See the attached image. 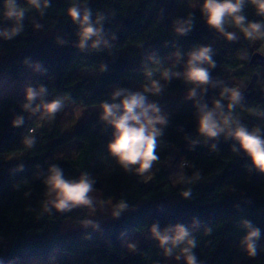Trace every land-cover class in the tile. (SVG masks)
<instances>
[{
  "label": "trees",
  "instance_id": "obj_1",
  "mask_svg": "<svg viewBox=\"0 0 264 264\" xmlns=\"http://www.w3.org/2000/svg\"><path fill=\"white\" fill-rule=\"evenodd\" d=\"M18 2L25 6L24 0ZM69 3L70 0H51L43 17L30 10L20 35L12 40L0 39V51L7 55L0 73L17 82L47 86L49 100L63 97L85 108L100 107L114 88L136 90L147 82L145 58L150 53L156 52L167 64L175 48L186 51L194 44L213 47L216 67L212 75L229 87L233 86L225 79L227 71L244 69L240 76L253 78L261 68L250 65L255 54L251 43L257 41L262 48L264 38L247 39L239 29L230 26L228 30L237 32L245 41H228L210 30L198 7L191 8L186 0H89L94 14H105V29L115 39L111 40L110 49L82 52L75 47L76 25L66 14ZM189 12L195 13L194 28L189 35L178 37L172 31V21ZM245 15L250 21L261 19L251 5L246 7ZM33 19L43 27L35 29ZM57 38L67 43L61 45ZM26 57L40 62L47 72H34L23 63ZM103 63L108 64L107 72L101 71ZM255 91L242 107L236 108L237 117L249 127L262 126L264 121L253 114L264 110V74ZM217 92L218 89H210L206 99L210 101ZM186 93L183 82L173 80L161 96L152 98L169 104L171 96ZM23 97L0 101V264H24L21 261L34 257L52 259L51 264H168L154 240L131 255L122 241L133 232L149 234L155 221L161 227L176 223L191 226L194 217L201 222L194 233L200 264H234L237 245L240 248L239 240L244 235L237 222L246 218L264 233V175L249 172L247 157L233 153L234 142L223 137L215 151L203 142L190 150L185 136L200 139L193 104L170 113L155 162L163 165L176 152L184 158L182 170L186 177L192 178L199 172L200 178L193 179L190 185L193 198L185 200L181 193L189 185L183 183L175 188L165 170L157 172L151 184L144 175L126 173L119 166L105 174L108 163L103 158L108 155L106 144L111 139V129L99 120L100 109L65 133L58 126L57 116L52 121H41L25 114L24 126L13 127L11 121L21 114ZM29 133L36 137V145L31 149L21 142ZM69 146H74L76 152L62 155ZM20 163L24 164V171H15ZM53 164L70 177L88 172L105 201L115 204L123 199L128 210L119 219L100 222L99 230L80 224L88 218L86 209L45 212V186L37 174ZM65 221L79 229L62 234ZM206 228H211L210 234L205 232ZM260 245L264 246V237ZM242 264H264V250Z\"/></svg>",
  "mask_w": 264,
  "mask_h": 264
},
{
  "label": "clouds",
  "instance_id": "obj_2",
  "mask_svg": "<svg viewBox=\"0 0 264 264\" xmlns=\"http://www.w3.org/2000/svg\"><path fill=\"white\" fill-rule=\"evenodd\" d=\"M21 6L18 0H3L0 10V39L12 40L20 35L25 28L28 12L34 10L43 17L51 7V0H24ZM251 5L259 20H248L245 9ZM189 6L199 9L204 24L228 41H238L235 31H229L230 26L239 29L247 39L264 38V0H189ZM67 17L76 25L77 41L75 47L80 51L89 49L102 51L112 47L111 40L105 29L107 17L104 13H93L89 0H70L66 10ZM195 22V13L189 12L184 17H177L172 21V31L178 37L189 35ZM37 30L43 25L37 20L31 21ZM61 45L67 41L57 38ZM215 51L211 45L194 44L188 50L179 47L170 54V63L156 52L145 58L144 76L146 83L139 89L116 87L109 93V98L100 104L99 120L106 128L111 129V139L106 144L108 155L126 173L144 175L150 173L155 162L158 161L157 149L161 143L165 129L170 123V114L150 97L161 96L173 80H180L187 87L184 97L191 101L196 120V133L200 139L185 136L190 150L200 143H207L215 151L221 137L231 140V151L236 155L243 154L249 164V172L264 175V127L253 125L249 127L236 115V108L243 106V93L236 87H229L224 81L214 78L212 70L216 67ZM245 54L242 53V58ZM32 70L44 74L47 69L31 58L23 60ZM102 72L108 71V64L103 63ZM218 89L217 95L210 101L209 90ZM49 90L43 84L29 83L24 89L23 101L20 104L21 114H17L11 121L13 127H23L25 114L28 118H38L41 121H52L57 113L65 107L63 97L49 100ZM256 117L264 119V110L255 111ZM23 145L31 149L36 145V137L31 133L21 139ZM39 167V166H37ZM183 165H181V169ZM15 171H24V164L17 165ZM177 182L189 185L181 196L185 200L193 198L191 183L199 179V172L188 178L181 170L176 174ZM45 186L46 200L43 203L45 212L53 210L65 213L76 208L87 210L88 218L80 221L84 228L99 230L100 222L95 217L98 211L109 208L112 219H119L128 210L129 205L121 199L115 204L106 205L96 193V180L88 172H82L78 177L67 176L58 165H50L43 173H38ZM29 195V193H25ZM198 218H193L191 226L183 223L160 226L159 221L151 224L149 238L154 240L161 253L166 258H172L183 264H200L195 253L197 239L195 231L200 227ZM238 227L244 230L239 240L240 248L248 257H256L264 246L260 245L264 233L252 221L241 218ZM211 228H206L207 234ZM124 235L123 233L121 234ZM135 249V243L127 245Z\"/></svg>",
  "mask_w": 264,
  "mask_h": 264
},
{
  "label": "rangeland",
  "instance_id": "obj_3",
  "mask_svg": "<svg viewBox=\"0 0 264 264\" xmlns=\"http://www.w3.org/2000/svg\"><path fill=\"white\" fill-rule=\"evenodd\" d=\"M187 4L189 5V0H186ZM192 8V7H191ZM240 38L239 40L243 41L244 38L240 35H238ZM245 41V40H244ZM251 47L255 51V53H260L264 56V42L262 43V48L259 47V44L257 41H254L251 43ZM262 49V50H261ZM169 58V56H168ZM7 60V55L5 52L0 51V67L3 66L5 61ZM169 60V59H168ZM170 61V60H169ZM244 69H240L237 71H227L226 75V81H228L233 87L238 88L241 92L245 91L252 79V77H245L240 76V74L244 73ZM260 75V77L264 74V68H259V71L256 72ZM29 83L33 84V82L29 81L26 83L17 82L13 80L10 76L6 75L5 73H0V101L6 98H12L17 96H24V89L26 85ZM34 85V84H33ZM185 95H174L171 96V102L169 104H160L157 100L150 97V99L156 101L160 107L167 113H173L177 111L179 108L186 107L189 104H192L191 101H186L184 99ZM65 107L64 109L57 113L58 117V126L62 130V133L68 132L71 130L77 123L85 120L89 113H94L100 109L99 106H93V107H82L76 103H73L67 99H65ZM262 126L264 127V121ZM76 152V149L74 146L67 147L63 154L66 155H73ZM108 164L105 170V174L108 175L111 171H114L117 168V164L115 161L107 155L103 158ZM104 161V162H105ZM184 162V158L179 156L176 152H174L172 158H170L167 162H165L163 165H157L154 164L152 170L150 173L144 174L145 181L148 184H151L154 180L155 174L161 170H165L168 173L169 179L172 183V185L175 188L180 187L183 183L177 182V176L176 174L180 172L181 165ZM183 171V170H182ZM184 174V172H183ZM185 175V174H184ZM95 195H97L100 199H103V193L100 190H96ZM105 201V200H104ZM106 205L113 204L112 201H105ZM94 219L98 220L99 222L112 220V218L109 215V208L106 207L102 211H98L93 217ZM79 229L78 226L74 225L70 221H65L61 225V233L65 234L68 231H73ZM151 239L149 238V234H143L140 232H133L129 237L124 239L122 241L123 247L126 249V251L131 255L137 250H139L141 247H143L146 243H148ZM129 243H135L137 247L135 249H130L127 245ZM238 247V256L236 257L234 264H242L244 261L248 260L250 257L247 256L245 252L241 250V248ZM182 261L177 262L172 258H168V264H180ZM21 263L24 264H51L52 259H45V258H28L24 261H21Z\"/></svg>",
  "mask_w": 264,
  "mask_h": 264
},
{
  "label": "water",
  "instance_id": "obj_4",
  "mask_svg": "<svg viewBox=\"0 0 264 264\" xmlns=\"http://www.w3.org/2000/svg\"><path fill=\"white\" fill-rule=\"evenodd\" d=\"M251 66L264 68V56L260 53H255L251 59ZM260 79L259 74H255L248 88L243 91L244 102L248 101L255 94V86Z\"/></svg>",
  "mask_w": 264,
  "mask_h": 264
}]
</instances>
